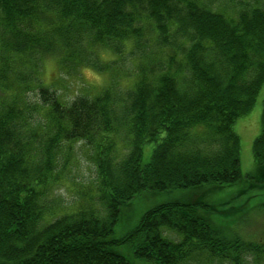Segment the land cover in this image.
Segmentation results:
<instances>
[{
	"label": "trees",
	"instance_id": "trees-1",
	"mask_svg": "<svg viewBox=\"0 0 264 264\" xmlns=\"http://www.w3.org/2000/svg\"><path fill=\"white\" fill-rule=\"evenodd\" d=\"M231 4L0 0V264L264 258V238L244 237L238 217L222 214L251 201L264 209V0ZM99 50L115 58L101 61ZM51 55L66 72L86 65L117 74L129 63L132 83L111 78L93 96L64 101L40 77ZM261 91L254 168L242 175L235 124L248 119ZM120 131L129 149L118 161ZM80 141L94 151L100 208L78 194L62 211L50 192L63 149ZM232 185L237 203L206 198ZM176 189L190 192L116 228L136 199Z\"/></svg>",
	"mask_w": 264,
	"mask_h": 264
},
{
	"label": "rangeland",
	"instance_id": "rangeland-1",
	"mask_svg": "<svg viewBox=\"0 0 264 264\" xmlns=\"http://www.w3.org/2000/svg\"><path fill=\"white\" fill-rule=\"evenodd\" d=\"M231 2V8L237 6L238 0H227ZM247 1V0H246ZM250 1V0H249ZM229 5V4H228ZM98 59L101 61H110L115 58L109 51L99 50ZM58 61L53 55L46 56L40 66L41 79L44 84L52 89L57 90V94L62 97L64 101H70L73 97L78 94H85L93 96L98 92L105 84L109 83L111 78H116L117 83L120 85H130L132 83V77H127V73L132 70L129 63L124 62L122 65H127L124 67H118V73H114L115 68L109 71L95 70L91 66L81 65L79 67L69 68L70 72L65 70H60L58 67ZM119 77V78H117ZM261 98L262 91L257 97V100L246 116V121H240L235 124V130L241 139V174L250 172L254 168V163L251 153V145L255 136L259 132L260 124V112H261ZM127 137H125L123 132H119L116 139L117 146L116 151H114V160L120 161L123 157L124 152L128 151L129 144L127 142ZM70 147L63 149L61 154V162L63 163V169L61 170V179L51 190V199L55 198V207H59V210L67 211L69 210V204L76 201V197L79 194L85 201L87 200L90 204L100 208V203L96 195V174L95 166L93 163L94 151L92 146L86 145L84 142L70 143ZM126 148V150H125ZM150 147L147 146L144 150L145 157L149 152ZM238 185L225 186L218 191H212L206 198H211L210 202H224L231 200L237 203L239 201V196H237ZM208 189V187H207ZM187 190H171L167 192H161L156 194L154 197H146L141 200H135L134 206L128 213H122L120 216V221L116 228L122 230L125 226H129L136 220L135 217L141 214L144 210L154 205L157 202L181 199L190 191ZM209 193V192H208ZM256 202L249 203L250 205L256 204ZM249 204H246L240 209H231L226 206V212L222 214L225 216H237L239 225L236 229H239L240 234L245 237L248 236L262 237L264 238V209L257 207L252 208ZM248 205V207H246ZM102 209V208H101ZM231 210V211H229ZM117 230V231H118ZM164 234L169 239H176L175 235L170 230H163ZM134 264H149L147 262H135ZM193 264H230L226 261H220L212 259L208 260L206 254H202L200 257L196 256ZM251 264H264V258L259 261H253Z\"/></svg>",
	"mask_w": 264,
	"mask_h": 264
}]
</instances>
